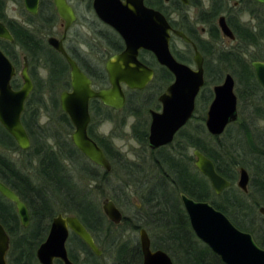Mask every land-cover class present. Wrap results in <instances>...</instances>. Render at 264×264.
Instances as JSON below:
<instances>
[{
  "label": "water",
  "instance_id": "1",
  "mask_svg": "<svg viewBox=\"0 0 264 264\" xmlns=\"http://www.w3.org/2000/svg\"><path fill=\"white\" fill-rule=\"evenodd\" d=\"M28 12L37 11L38 0H23ZM263 4L264 0H255ZM60 15L68 12L63 0H54ZM98 17L117 30L125 43V50L106 64L110 88L95 91L91 81L80 71L75 62L67 57L62 45L49 39L51 46L65 56L70 66L71 90L59 96L61 111L68 117L73 131L70 139L74 147L94 165L105 172L111 165L102 149L88 136L91 122L90 100L97 99L105 106L120 110L125 98L122 85L132 90H142L152 79L153 71L141 64L137 57L140 50L151 52L157 62L174 76L173 83L159 98L160 112H150L151 122L148 132V145L151 150L170 145L175 135L189 122L195 109V99L204 85L203 59L196 50V69L178 62L169 49L170 26L165 18L144 6L143 0H94ZM223 31L230 35L223 25ZM183 37L181 33H176ZM184 38V37H183ZM0 39L13 42L8 29L0 22ZM185 39V38H184ZM187 41V39H185ZM252 67L257 81L264 88V63L254 62ZM16 69L9 58L0 50V126L14 140L22 151L30 148V139L21 122L24 104L32 91V82L27 73V65L21 71L23 84L20 89L12 87ZM234 81L227 75L221 85L213 88L214 98L205 118V128L209 135L221 136L225 129L238 119L237 98L233 91ZM197 171L209 181L216 196L228 189L231 183L222 177L214 163L198 150L192 152ZM249 176L245 169H239L237 188L248 191ZM0 195L13 203L21 227L30 223L27 206L18 195L0 181ZM179 198L189 226L195 237L216 255L222 264H264V249L254 237L238 229L230 219L208 201H196L180 193ZM102 212L114 226L122 223V213L112 200L105 199ZM264 217V207L258 209ZM71 235L79 238L97 258L102 256L93 236L74 215L57 214L51 219L44 241L37 247L35 257L38 264H76L68 254L67 243ZM142 264H174L168 253L151 247V241L144 228L138 230ZM9 236L0 223V264H7Z\"/></svg>",
  "mask_w": 264,
  "mask_h": 264
},
{
  "label": "trees",
  "instance_id": "2",
  "mask_svg": "<svg viewBox=\"0 0 264 264\" xmlns=\"http://www.w3.org/2000/svg\"><path fill=\"white\" fill-rule=\"evenodd\" d=\"M11 32L16 44L18 36L14 29H11ZM252 41H255L254 37ZM0 48L12 63L18 67L14 59V47H10L0 41ZM226 60L230 61L231 72L237 77V80L239 79L240 83L241 80L246 82L244 92L246 94L255 93V83L253 82V76H250L249 61L244 58L241 59L239 53H230ZM250 60H264V52L250 57ZM58 61L57 58L53 59L51 74L47 82L48 86L45 85L43 89H48L50 94V107L47 109L49 115L51 112L50 118L64 126L67 140L56 144L58 147L56 151H52L48 145L42 144L38 149H35L34 145H32V149L24 152L17 147L14 140L0 126V181L24 201L29 209L31 219L29 227H21L17 214H13L10 209L8 210L5 204L9 205L10 208L14 207L0 196V223L10 239L7 264H38L35 251L45 239H43L45 234L39 226L44 220L51 222V219L57 214H69L78 217L94 240L103 234L108 240L109 246L115 245L113 248L115 253L113 264H142L139 245L129 247L126 242L119 243L116 241V237L112 236L110 232L113 224L100 211L98 203L92 199L90 190L81 189L76 185L77 181L75 180L78 178L94 184L98 183L96 187L98 189V185H102V187L106 185L107 178L114 173L116 165L122 163V169L128 179L134 176V172L131 170L132 167L138 169V166L135 167V164L126 161L123 155L115 151L110 142V150L103 146L104 152L112 165L111 171L107 173L89 162L73 146L70 138H68V131L73 130L72 126L66 115L62 113L58 99L55 98L59 90H64L67 85V75L65 74L64 66L60 65ZM240 77L242 78L241 80ZM41 83L39 82V91L42 89L43 83ZM11 84L16 89L19 86V81L14 78ZM37 99V101L26 105L23 117L24 128L32 143H36L33 128H42L38 125L37 111L44 108L45 104L40 97H37ZM100 106L97 110L99 113H101V108L103 110V107ZM253 116L261 119L264 117V113H253ZM241 128L246 142L251 148V151H248V155L249 158L252 157L253 161L250 163L252 166L249 167L254 166V172H257L258 176V179L252 178L250 180L247 194H243L234 187L235 170H233V167L237 165L248 166L244 158L246 156H242V152L245 149L243 151V147L239 143H233L232 140V143L225 145L219 142L220 138H212L209 135L204 137L205 128L203 124L187 125L176 136L174 143L170 147L163 148L157 153H152L153 166L157 170V174L153 179L154 182L145 184L141 205L145 213L144 218H150L149 220L156 232V238L152 241L153 248L168 253L174 264H222L219 258L193 234L181 205L180 193L196 201L210 202L216 209L223 212L238 229L250 233L257 244L264 249V218L262 216V218H259L256 214L259 207H264V175L260 173V168L258 167L260 162L257 153L258 146L255 144L250 129L246 124H242ZM134 133L140 144L145 146L147 129L136 126ZM229 133L230 126L223 135L229 138ZM44 138L50 139L51 136L46 135ZM208 138L218 142L217 145L212 146L208 142ZM58 145L64 148L60 149ZM189 148L199 150L213 161L216 171L231 182L229 189L225 190L220 196L214 194L209 181L195 168L191 169L193 157L188 156L186 153ZM261 148L264 150V142H262ZM170 150L171 153L169 152ZM4 151H19L21 153H33V155L32 157L30 155L21 166L5 155ZM262 154L264 159V151ZM35 160H37L35 172L45 182V187L33 183L31 175L28 173L33 169L32 165ZM255 161H257L256 164ZM66 162L68 165H65ZM136 172L140 173L139 170ZM100 189L101 186H99V191ZM111 197L115 202H118L117 197ZM245 198L246 200L250 198L251 202L246 201ZM55 204L60 207L59 210L53 209ZM126 221L127 219L123 217L119 226L125 224ZM49 225L45 227L47 233ZM33 227H35V231L32 233ZM134 228L141 227L134 226ZM76 242L80 245V250L88 255L87 262L83 264H90L89 260L91 257L94 259L92 264H98L97 261L99 259L89 251L86 245L79 238L71 235L68 243L74 244ZM68 254L70 259L78 264L77 255L72 247H70ZM54 264H61V262L55 261Z\"/></svg>",
  "mask_w": 264,
  "mask_h": 264
},
{
  "label": "flooded vegetation",
  "instance_id": "3",
  "mask_svg": "<svg viewBox=\"0 0 264 264\" xmlns=\"http://www.w3.org/2000/svg\"><path fill=\"white\" fill-rule=\"evenodd\" d=\"M63 1L68 8V12L60 15L54 0H38L37 11L34 14L26 10L23 0H0V22L8 29L11 35V29H14L18 36L16 44L13 35V42L0 39L1 42L9 45L10 47H14V59L18 65L17 67L12 63L16 69V76L14 78L19 81V86L16 88V90L20 89L23 84L21 71L24 67V64L27 65V73L33 86L32 91L24 104V111L21 115L22 124L26 111V105L28 103L31 104L37 101V97H40L45 103L44 98L46 95V102L48 104L46 108L48 107L47 109H49L50 107L49 91L48 89L43 88H45L44 86L47 85L49 80L54 55L59 61H61L62 65L64 66V71L67 75V85L63 91L71 90L70 66L65 56H63L51 46L49 39H55L62 45L67 57L75 62L80 71L91 81V87L95 91L110 88L106 64L113 57L121 54L125 50L124 40L121 38L117 30L98 17L94 8V0ZM120 1L124 2L125 0ZM231 1L232 0H143V4L146 8L159 12L169 24V49L173 57L178 62L189 66L191 69H196V65L194 63L195 49L193 46H195L196 50L203 59L202 66L204 71V85L195 99V109L193 116L183 128L189 125L194 119L196 104L200 99L203 100V102H207L209 100V105L211 104L214 98L213 88L215 86L221 85L227 75H230L234 81L233 91L237 98V112L240 108L239 105L241 104L242 113H244V111L250 114L264 113V88L257 81L256 74L252 67V63H264V60H250V57L257 55L260 52H264V3L261 4L255 0H233L234 3L232 6H230ZM9 3L15 5L17 16H10L8 8ZM249 6L252 8L249 9ZM239 7L240 9H238ZM243 15L248 16L246 21L243 20ZM223 25L227 27L230 35L223 31ZM176 33H181L183 37L187 39V41ZM253 37L255 41H252ZM173 45H184L185 49L183 51H178L173 47ZM0 50L3 52L1 48ZM230 53H239L241 59L244 58L245 60L249 61L250 76H253V82L255 83V93L250 92L246 94L244 92L246 89V82H242V78L240 77V83L239 79L237 80V77L232 74L230 69L231 63L230 61L226 60ZM137 59L141 64L153 71L152 79L142 90H132L126 85H122L125 98L122 109L115 110L109 108L97 99L90 100L89 102V114L91 117V122L88 126L87 133L88 136L96 142L103 152V146H106L105 148L107 150L111 149L110 140H108V138L104 135L98 134L93 130L94 118H103L102 113L97 111L100 105H102L100 107H103L111 112H119L125 109L126 106L134 101V98H136V101L141 103L142 106L146 108L145 113L149 117V122L144 123L143 127L147 129L146 144L144 147L147 151H149L150 154L157 153L163 148L170 147L174 143L176 136L183 129L182 128L175 135L174 140L170 145L160 147L156 150H151L149 148L148 132L151 122L150 112H160L162 110V104L159 101V98L173 83L174 76L167 70V68L161 66L157 62L156 58L151 52L140 50L138 52ZM212 62L214 64V71H212L209 66V63ZM42 70L46 72L44 79L41 78ZM38 81L43 83H41V91H39V89L36 90L39 88ZM155 81L158 82L160 86L165 88L163 91L159 90L158 92L151 94L148 90ZM209 85H213L211 90L209 89ZM236 87L238 90L237 95L235 93ZM139 96L140 100L138 98ZM152 103H154V106H151ZM40 111H37L38 114ZM48 117L50 118V115ZM261 120L264 121V117L261 118ZM135 127L136 124H134L133 129ZM227 128L223 134H225ZM221 136L211 137L220 138ZM137 142L140 144L138 140ZM262 142H264V137L257 147V153L260 158L258 167L260 168V173L264 175V159L262 158V152L264 150L261 148ZM32 145L33 143L30 140V148L27 151L32 149ZM49 148L52 151L58 149V147L55 145L54 147L49 146ZM106 158L108 159L107 156ZM108 161L111 165L109 159ZM97 167L103 170L101 167ZM241 168L245 169L244 167ZM249 185L250 177L248 191ZM20 200L22 201V199ZM8 203L16 210L13 203L9 201ZM152 249L155 250L154 248Z\"/></svg>",
  "mask_w": 264,
  "mask_h": 264
},
{
  "label": "rangeland",
  "instance_id": "4",
  "mask_svg": "<svg viewBox=\"0 0 264 264\" xmlns=\"http://www.w3.org/2000/svg\"><path fill=\"white\" fill-rule=\"evenodd\" d=\"M233 3L234 1L232 0L230 2V6H232ZM240 7L238 9H240ZM8 8H9L10 16H13V17L17 16L16 7L14 4L9 3ZM248 8L251 9L252 7L249 6ZM247 19H248V16L243 15V20L246 21ZM173 47L178 51H181V50L183 51L185 49L184 45H173ZM54 58H57V57L54 55ZM58 62L60 63V65L62 64L61 61H58ZM209 66L211 70L214 71L213 62L209 63ZM41 76H42L41 78L44 79L46 76V72L42 70ZM64 78L66 77L64 76ZM161 87L162 86H160V84L155 81L149 87L148 91L151 94H153L154 92H158L159 90L163 91L165 87H162V89ZM212 87L213 85H209L210 90L212 89ZM38 89L39 88H37L36 90ZM62 91L63 89H60L57 95H55V98L58 99L59 94ZM237 92L238 90L236 87L235 89L236 95H237ZM138 98L140 100V96ZM44 100H45L44 109H42L40 113L38 114V125L39 127H42V128H37V129L33 128L34 136L36 139V143H33L35 149H38L42 144H46L51 147L52 146L54 147L55 145L57 147L56 144L62 143L65 140H67V135L65 134L66 129L64 128V126L59 124L54 119H51L48 117L49 115H48V110L46 108V106L48 105L46 102L47 101L46 95H45ZM133 100L134 101L129 103L125 109L119 112H111L103 108V110H101V113L104 116H102L103 118H100V119L95 118V120L93 121V130L96 133L102 134L105 137H107L108 140H110V142L112 143V146L115 149V151H117L120 155H123L126 161L132 164H135V167L138 166V169L134 167H132L131 169L134 172V176H131V178L128 179V177L125 176V172L122 169V163H120L115 166L114 173L107 178V182L105 183L106 185H103V187L102 185H98V189L96 188L98 183L94 184L93 182L92 183L87 182V180L85 179L79 180L78 178L75 180L77 181L76 185L79 186L81 189L90 190L92 199L96 203H98V206L101 212H102L101 205H102L103 200L108 199V200L114 201L111 196H114L115 198L117 197L118 202L114 201V203L116 204V206L122 213V216L127 219L125 224H122L121 226H117V227L112 225L110 228L111 235L116 237L115 239L117 242L119 243L126 242L129 245V247H132L133 245H139V236H138L139 228L135 229L134 226H140L141 228H144L146 232L148 233V236L151 241V246H152V241L155 240L156 238V234H155L156 232H155V229L152 227V224L149 220L150 218L148 219L144 218L145 213L143 212L144 210L141 205V202H142L141 197L144 196V187L146 186L145 184L146 183L150 184L151 182H154L153 179L156 177L157 170L153 166L152 154H150L149 151H147L142 144H139L135 137V133L133 129L134 124H136V126H138L139 128H142L144 126V123L149 122V117L145 113L146 108L143 107L141 103L136 101L137 100L136 98H134ZM208 105H209V100L207 102H203V100L201 99L198 101V103L196 104V111H195L194 119L190 122L191 126H195L198 124H203L204 126V119H205V114H206ZM151 106H154V103H152ZM239 106L240 108L238 110V119L234 124L230 126L229 138L230 137L231 138L229 139L227 136L222 135L219 139V142H221L222 144L228 145L232 143L233 141V143L234 142L239 143L242 147H244L243 151L244 149L245 151L242 152V156L245 155L247 157V158L246 157L244 158L246 160L245 162L248 165L247 167H244V168L248 172L250 180L252 178L258 179L257 172H254V166L251 168L249 167V166H252L250 165V163L251 161H253L252 157L249 158V155H248V151L249 150L251 151V148L249 147L248 142H246V139L242 132L241 125L242 124L248 125L250 132L254 138L255 144L256 146H258L264 136V121L261 120L260 118H256L255 116H253V114L247 113L245 111L244 113H242L241 104ZM105 115H107V117H105ZM129 116H132L135 118L134 122L131 124H129V121H128ZM50 117H51V112H50ZM45 118H46L45 122L41 123V120H44ZM106 121L112 124V128L107 131V134H105V132H102L100 130L101 126L104 125ZM128 128H130V132L127 130ZM68 133H69L68 138H70V134L72 133V130H69ZM0 134H1V131H0ZM46 135L47 136L50 135L51 138L50 139L44 138ZM207 135L208 133L205 130V135L203 136L206 137ZM132 141H135V144L131 143ZM119 142H122V143H119ZM208 142L212 146H215V144L217 145L218 143V142L209 140V138H208ZM136 145H138V147ZM58 146L60 147V149L64 148L60 145ZM193 150L194 149L192 148H189L188 150H186L187 155L192 156ZM0 152H1V149H0ZM169 152L171 153V150ZM3 153L7 155L8 157H10L11 159H13L14 161H16L21 166L30 157V155L31 157L33 155V153H21L19 151H14V152L4 151ZM129 155L134 157V159H130ZM193 162H194V158L192 161L191 169L195 168L193 165ZM256 163L257 161H255V164ZM65 165H68V163L66 162ZM36 166H37V160L33 162V165H32L33 169H31L28 173L31 175L30 177L33 183L37 185H43V187H45L44 186L45 182L41 180L35 172ZM241 167L242 166H239V165L233 167V170H235L234 187L237 190L239 189L236 186V182L239 178V169ZM137 170H139L140 173H137L136 172ZM99 186H101L100 191H99ZM246 201L251 202L250 198H247ZM5 206L8 207V210L10 209V211L13 214L16 213V210L14 208H10V206L6 204ZM53 209L59 210L60 207H58L55 204L53 206ZM256 214L258 215L259 218H262L258 210L256 211ZM65 215H69V214H65ZM49 223L50 221L44 220L42 224L39 226L41 231L45 234V236H43V239L46 237V233H47L45 227H48ZM34 231H35V227L32 228L31 232L33 233ZM95 241H96V244L98 245V248L102 251V256L98 258L99 260L97 261V263L98 264H113V259H114V254H115L113 248L115 245L109 246L108 240L103 234L99 235V237ZM116 243H112V244H116ZM69 244L71 243L67 244V249L69 251L70 247H72V249L74 250V253L77 255L78 264H83L87 262L88 255H86L80 250V245L77 242L74 244H71L70 246ZM89 261H90V264L94 263V259L92 257Z\"/></svg>",
  "mask_w": 264,
  "mask_h": 264
},
{
  "label": "clouds",
  "instance_id": "5",
  "mask_svg": "<svg viewBox=\"0 0 264 264\" xmlns=\"http://www.w3.org/2000/svg\"><path fill=\"white\" fill-rule=\"evenodd\" d=\"M134 119H135L134 117L129 116V118H128L129 124L133 123ZM45 120H46V118L44 120H41V123H44ZM111 128H112V124L110 122L106 121L105 124L101 126L100 130L102 132H105V134H107V131L110 130ZM127 130L130 132V128H128ZM119 143H122V142H119ZM131 143L135 144V141H132ZM136 146L138 147V145H136ZM125 151H126V149H125ZM129 158L134 159V157H132L131 155H129Z\"/></svg>",
  "mask_w": 264,
  "mask_h": 264
}]
</instances>
